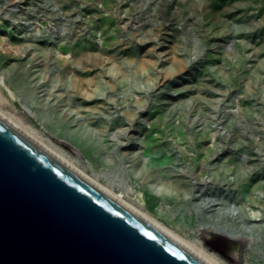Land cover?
Instances as JSON below:
<instances>
[{"label":"rangeland","instance_id":"obj_1","mask_svg":"<svg viewBox=\"0 0 264 264\" xmlns=\"http://www.w3.org/2000/svg\"><path fill=\"white\" fill-rule=\"evenodd\" d=\"M1 38L21 53L0 51L3 113L114 192L138 191L224 263L264 264V0H0ZM104 125L97 149L70 133L95 139ZM204 155L197 179L187 158ZM162 179L168 197L193 191L159 200Z\"/></svg>","mask_w":264,"mask_h":264},{"label":"water","instance_id":"obj_2","mask_svg":"<svg viewBox=\"0 0 264 264\" xmlns=\"http://www.w3.org/2000/svg\"><path fill=\"white\" fill-rule=\"evenodd\" d=\"M0 264H206L0 117Z\"/></svg>","mask_w":264,"mask_h":264},{"label":"bare ground","instance_id":"obj_3","mask_svg":"<svg viewBox=\"0 0 264 264\" xmlns=\"http://www.w3.org/2000/svg\"><path fill=\"white\" fill-rule=\"evenodd\" d=\"M4 39L1 38L0 40V51H2L5 55L7 56H12V57H21V53L17 47H15L13 44H5L3 43ZM78 48L80 50H84L87 48L86 45L78 44ZM98 66L97 61L95 60L93 63H87L85 66V69L83 70H77L73 69L72 72L73 74L78 77H84L87 76L91 71H93L94 68ZM65 69L67 66H64ZM65 73V72H64ZM86 92L90 91L92 87L94 86L93 80H88L86 81ZM0 84H2L0 82ZM110 90L115 91L116 85L114 81L109 82ZM91 96L90 94L87 95V99L84 101L85 103L97 100L98 97ZM0 117L5 120L7 123L12 125L14 128L19 130L21 133H23L25 136H27L29 139H31L33 142L38 144L40 147L48 151L60 164H62L64 167L68 168L78 176H80L82 179H84L86 182H88L91 185H94L96 188H98L102 193H104L106 196L120 204L122 207L145 221L147 224L151 225L155 229H157L163 236L167 237L174 243H176L178 246H180L182 249L185 251L189 252L192 254L195 258L199 259L202 262H205L206 264H226L224 261L221 259V253L219 250L215 248H210V249H205L202 244H198L196 240H191L189 238L190 235L187 233L185 229H179L175 230L173 228L168 227L169 224H173L168 220V217L163 213V211H154L150 210L151 212L146 211L147 205L146 202L144 201L143 197H141L140 193L136 190H133L130 188L127 192L125 193H116L113 191L111 187H109L106 184H102L99 180V177L96 175H89L85 170L80 169L77 165L76 162L69 159L62 151L58 150L54 145H52L49 141H44L43 139L40 138V136L34 132L32 129L24 126L21 122L15 120L11 116L6 115L0 110ZM162 122L159 120H153V125H159L161 126ZM72 130V131H71ZM70 130V133H74L75 135L78 136V139L82 141L84 145L90 144L92 145L93 148L97 149L96 147V142L100 141L107 136V133L109 131L108 126L104 125L101 128L96 129L95 133V139L93 137V134L90 132H87L86 130L82 129L81 127L78 128L77 130L75 128H72ZM75 130V131H74ZM117 132V139L121 136L125 135V129L122 127H117L116 128ZM212 137V136H209ZM158 138H155L151 140L148 138V143L149 144H154L158 142ZM102 146L103 143L101 142ZM188 150H183V157H186L188 154ZM201 156V154H200ZM104 160L106 162L111 163L112 158L109 156V154L104 155ZM204 160H206V156H202L201 158L197 161H199V164H196V162H193L192 159H188L187 161L189 162L190 166V172H193L195 178H202L205 173V168H204ZM230 169L228 167L225 168V171H229ZM150 177L154 175L153 172L149 173ZM154 184H156V181H153ZM156 193L158 195L159 200H168L171 203H178V202H183L187 199V196L192 193V186L191 184L187 182H183L180 185H172L171 190L174 191V195H168L166 194L168 190V183L165 179L160 180ZM214 215V214H212ZM237 247L238 245L236 243H231L230 244V253L233 255V258L236 261L237 258Z\"/></svg>","mask_w":264,"mask_h":264}]
</instances>
